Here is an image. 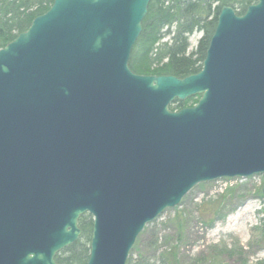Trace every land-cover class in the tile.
<instances>
[{
  "label": "water",
  "instance_id": "1",
  "mask_svg": "<svg viewBox=\"0 0 264 264\" xmlns=\"http://www.w3.org/2000/svg\"><path fill=\"white\" fill-rule=\"evenodd\" d=\"M150 2L54 0L0 50V264H57L84 214L88 264H127L196 186L264 174V0L224 7L186 78L130 68Z\"/></svg>",
  "mask_w": 264,
  "mask_h": 264
},
{
  "label": "rangeland",
  "instance_id": "2",
  "mask_svg": "<svg viewBox=\"0 0 264 264\" xmlns=\"http://www.w3.org/2000/svg\"><path fill=\"white\" fill-rule=\"evenodd\" d=\"M202 35L197 32L191 37L190 51ZM263 184L264 174H260L196 186L180 206L146 227L128 263L132 259V264H168L165 255L171 252L180 264L264 261Z\"/></svg>",
  "mask_w": 264,
  "mask_h": 264
},
{
  "label": "trees",
  "instance_id": "3",
  "mask_svg": "<svg viewBox=\"0 0 264 264\" xmlns=\"http://www.w3.org/2000/svg\"><path fill=\"white\" fill-rule=\"evenodd\" d=\"M258 0H151L130 58V68L142 76H173L186 78L203 69L212 36L221 10L233 8L243 15ZM54 0H0V50L29 29L35 18L45 14ZM202 33L197 48L191 50V37ZM168 39L166 42L164 40ZM199 98L175 101L172 111L191 108ZM264 198V197H263ZM79 227L78 242L57 255L58 264H88L93 235V217L84 214ZM172 255V256H171ZM175 254L165 255L168 264H180ZM130 259L128 264H132ZM196 264H205L197 261ZM209 264H216L212 262ZM257 264H264V261Z\"/></svg>",
  "mask_w": 264,
  "mask_h": 264
},
{
  "label": "flooded vegetation",
  "instance_id": "4",
  "mask_svg": "<svg viewBox=\"0 0 264 264\" xmlns=\"http://www.w3.org/2000/svg\"><path fill=\"white\" fill-rule=\"evenodd\" d=\"M1 262H4V259H3V257L1 258Z\"/></svg>",
  "mask_w": 264,
  "mask_h": 264
}]
</instances>
